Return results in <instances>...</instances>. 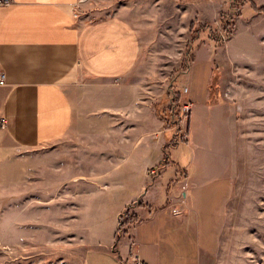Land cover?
Wrapping results in <instances>:
<instances>
[{"label": "crops", "instance_id": "0c3cea01", "mask_svg": "<svg viewBox=\"0 0 264 264\" xmlns=\"http://www.w3.org/2000/svg\"><path fill=\"white\" fill-rule=\"evenodd\" d=\"M151 1L158 5L168 0ZM185 7L187 4L181 8L183 18ZM90 8L88 0L0 2V76L5 74V82H0V243L24 234L26 224L32 221L35 238L51 240L59 235L57 239L75 243L85 251L84 264H133L134 254L147 264H209L221 254L222 233L229 224L240 167L201 157L195 174L186 172L185 179L176 178L174 193H168L166 204L161 205L160 181L147 186L148 170L159 161L165 166L170 161L164 158L166 141L151 137L173 129L166 128L156 107L163 92L149 77L134 74L146 51L138 16L132 14V4L101 16ZM259 17L251 21L264 27ZM234 37L219 46L221 51L214 57L208 53L204 64L198 61L199 55L210 45L204 42L194 50L186 78L191 85L196 82V90L190 89L187 98L192 104L201 100L206 104L202 113L215 115L239 133L243 122L238 110L210 103L216 59L229 51ZM97 121L99 127L122 135L109 142L111 147L129 146L131 152L139 150L140 158L113 180L109 172L119 168L125 158L97 174L101 187L113 181L116 188L100 206L102 219L94 222L90 237L79 226L63 233L43 223L47 216L40 210H48L51 221L47 202L55 197L43 195L47 196L53 184L55 161L66 160L87 147L84 136ZM154 121L161 127L154 130ZM185 180H190V186L181 184ZM78 185L65 194L81 193ZM180 191L182 197H175ZM169 197L180 213L168 206ZM127 209L137 218L119 239L118 228Z\"/></svg>", "mask_w": 264, "mask_h": 264}, {"label": "rangeland", "instance_id": "374dc122", "mask_svg": "<svg viewBox=\"0 0 264 264\" xmlns=\"http://www.w3.org/2000/svg\"><path fill=\"white\" fill-rule=\"evenodd\" d=\"M183 1L168 0L156 5L151 0H88L92 3L90 11L96 16L116 12L120 7L132 4V14L138 16L136 21L146 48L144 60L134 74L149 77L153 85L160 88L159 92H163L157 104L169 108L166 128H172L173 132H161L151 138L166 141L164 158H168L170 164L165 166L164 161H159L150 166L147 186L160 181L164 200L161 205H165L167 194L174 193L175 179H185L186 172L195 174L201 157L210 156L208 159L215 163L220 164L223 160L233 167H240L229 224L222 233L221 254L215 260L211 259L209 264H264V27L258 28V23L251 21L259 17L252 18L253 14L264 13V10L260 11L264 3H260L261 0H228L224 5L221 3L226 0ZM184 4H187L185 18L181 9ZM220 5L224 6L216 13ZM229 12L232 16L229 21L233 26L232 36L218 42L211 36L221 32L224 39L226 32L222 30L225 22L222 17ZM145 14L148 17H144ZM193 15H197L196 19L192 18ZM259 19L260 25L264 26V14ZM232 37L229 51L221 53L220 58L216 59L218 65L213 68L210 80V103H221L238 110L243 122L239 133L233 131L224 120L215 119V115L202 113L201 109L206 104L201 100L192 104L187 98L191 94L190 89L196 86V82L191 85L186 78L189 66L194 61L189 44L192 43L195 49L204 42L210 45L199 55L198 61L204 64L208 53L214 57L215 52L221 51L219 46L229 44ZM198 93H202L200 86ZM100 123L97 121L86 132L84 140L87 147L66 160L61 157L55 161L53 184L47 196L43 195H55L47 202L51 221H48V210H43L44 207L40 210L47 216L43 223L63 233L79 226L83 227V233L86 229V235L90 237L94 222L102 219L100 206L107 201V196L113 195L116 188L113 181L101 187L97 174L125 158L119 168L109 172L113 180L115 174L123 172L140 158L139 150L131 152L129 146L119 149L111 147L109 142L122 135L99 127ZM160 127L161 124L154 121L153 129ZM136 133L138 138L139 129ZM76 175H79L78 179L70 181ZM186 182L187 187L190 186V180L181 184ZM78 184H81V193L65 194L68 188H75ZM174 196L181 198L182 192ZM168 200H171L168 206L175 212L177 203L173 198L169 197ZM132 213L131 209H127L124 220H128ZM25 227V233L21 236L15 234L8 243H0V264H84L85 251L75 243L57 239L59 235L51 240L45 237L39 241L34 237L32 221ZM202 229L201 223V232ZM229 251L232 252V259L228 258Z\"/></svg>", "mask_w": 264, "mask_h": 264}, {"label": "trees", "instance_id": "16d2710c", "mask_svg": "<svg viewBox=\"0 0 264 264\" xmlns=\"http://www.w3.org/2000/svg\"><path fill=\"white\" fill-rule=\"evenodd\" d=\"M260 11H263L264 10V7H260ZM231 14L230 12L229 13H224L223 14V21H225L223 23V26L224 28H222V30H224L226 32V39H223L222 36H221V32H218V34H215V35H212L211 38H213L214 40H217L218 42H224L228 39L231 38L232 36V31H233V26L232 24L229 22L230 21V18H231ZM225 19V20H224ZM212 26V25H211ZM200 32V29L197 31V33ZM195 39V38H194ZM191 45V46H190ZM192 43L189 44L190 48H189V52L192 54H194V50L195 48L192 47ZM179 95H181V92H179ZM157 110L159 112V115L160 117L164 120L165 122V125L167 123V111L169 110V108L167 106H161L160 104H157ZM167 127V126H166ZM130 218L128 220H124V215H122V218H121V221H120V225H119V228H118V238L120 239V237L127 233L128 230H129V226L132 222L135 221V219L137 218L136 214L135 213H132V216H129ZM127 225V226H126Z\"/></svg>", "mask_w": 264, "mask_h": 264}, {"label": "built area", "instance_id": "2783aa9c", "mask_svg": "<svg viewBox=\"0 0 264 264\" xmlns=\"http://www.w3.org/2000/svg\"><path fill=\"white\" fill-rule=\"evenodd\" d=\"M12 0H0V2H11ZM224 39H226V35L223 34ZM0 82H5V74L0 76ZM187 90V88H186ZM6 120L2 118V124H5ZM181 211L175 210V213H180ZM133 264H147L138 254L133 255Z\"/></svg>", "mask_w": 264, "mask_h": 264}]
</instances>
